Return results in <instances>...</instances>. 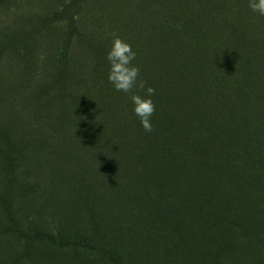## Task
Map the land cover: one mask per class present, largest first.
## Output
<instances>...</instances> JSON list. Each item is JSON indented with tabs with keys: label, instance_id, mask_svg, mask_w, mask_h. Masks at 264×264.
<instances>
[{
	"label": "trees",
	"instance_id": "1",
	"mask_svg": "<svg viewBox=\"0 0 264 264\" xmlns=\"http://www.w3.org/2000/svg\"><path fill=\"white\" fill-rule=\"evenodd\" d=\"M147 1L117 11L113 0H0V264L25 261L31 243L105 253L99 206L135 209L142 198L155 214L195 194L238 208L237 177L245 190L264 178V16L237 0L227 18ZM235 28L251 31L250 56L238 54ZM113 33L155 89L151 132L108 80ZM62 196L84 228L72 236L49 212ZM186 211L138 223L147 264L188 256L180 248L225 219L240 227L222 210Z\"/></svg>",
	"mask_w": 264,
	"mask_h": 264
},
{
	"label": "rangeland",
	"instance_id": "2",
	"mask_svg": "<svg viewBox=\"0 0 264 264\" xmlns=\"http://www.w3.org/2000/svg\"><path fill=\"white\" fill-rule=\"evenodd\" d=\"M172 1V0H170ZM235 0H173L174 7L169 8V14L176 13L177 5L191 3L204 10L206 17L211 18L214 15L226 17L227 5L229 6ZM240 5L248 6L249 0H237ZM130 0H113V8L119 11L125 7ZM152 0L147 1L150 5ZM237 3V2H235ZM233 3V4H235ZM153 4V3H152ZM239 38L236 41L238 54L250 56L253 52V41L250 39L251 31H239ZM234 30V28L232 29ZM251 46V47H250ZM106 165V164H105ZM112 167V166H111ZM107 176L113 178V169L110 168ZM115 172V171H114ZM238 178L239 188L233 197L237 201L238 208H235V202L218 205L215 195H201V199L195 198V194L187 200H175L171 208H159L157 213H147L144 199H139L137 207L130 209L123 205L118 210L113 208L99 206L95 209L102 229L100 231L106 236L101 241L102 250L99 252H84L79 249L59 250L50 245L31 243L24 248L28 251L25 261L20 263L13 262L15 254L5 256V264H147V256L144 251V239L137 232L136 226H143L149 229L155 218H160L163 222L171 220L172 213L187 214L186 210H222L228 216L231 214L234 222L240 227L234 232L227 228L225 219L221 224L223 230L217 233H206L199 236L197 241H192L187 247H181L180 252L187 250V255H177L172 260L174 264H264V251L258 250V247H264V178H257L250 182L251 188L245 190L242 183L246 180ZM110 182L112 180H109ZM117 184L114 183L113 187ZM58 190V189H57ZM194 196V197H193ZM62 197H56L54 202H49V210L54 214L55 221L61 227L66 236H72L75 231L84 228L79 226L74 217L75 211H70V207L63 205L65 200ZM232 203V204H231ZM41 201L38 205H43ZM234 205V206H233ZM79 213V211H78ZM142 214V215H141ZM144 215V218H141ZM132 218V219H131ZM131 219V220H130ZM250 228V230H249ZM140 229H142L140 227ZM246 231H249L251 238H241ZM259 245V246H257ZM9 250L14 252L18 250L17 245L10 246ZM103 252V251H102ZM110 252V253H108ZM17 254V253H16ZM154 254L156 251H154ZM109 255V256H107ZM25 262V263H24ZM159 264V263H153Z\"/></svg>",
	"mask_w": 264,
	"mask_h": 264
},
{
	"label": "clouds",
	"instance_id": "3",
	"mask_svg": "<svg viewBox=\"0 0 264 264\" xmlns=\"http://www.w3.org/2000/svg\"><path fill=\"white\" fill-rule=\"evenodd\" d=\"M248 7L252 12L264 16V0H249ZM136 56L131 44L113 33L112 47L107 54L110 65L108 80L116 91L129 95L142 127L146 132H151V118L156 111L152 100L155 89L147 86V81L140 79V69L133 63ZM142 92L144 95L140 94Z\"/></svg>",
	"mask_w": 264,
	"mask_h": 264
}]
</instances>
